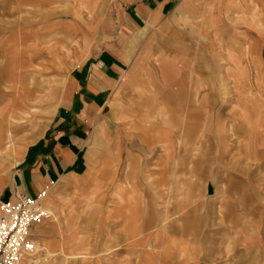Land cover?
Wrapping results in <instances>:
<instances>
[{
  "label": "rangeland",
  "instance_id": "rangeland-1",
  "mask_svg": "<svg viewBox=\"0 0 264 264\" xmlns=\"http://www.w3.org/2000/svg\"><path fill=\"white\" fill-rule=\"evenodd\" d=\"M112 1L0 0V175L50 123L66 75L103 33ZM195 1L192 37L158 43L160 52L147 59L151 69L120 83L90 127L84 154L87 168H101L98 181L66 180L46 192L43 205L49 218L32 229V264H143L135 255L116 257L114 249L133 247L112 237L123 231L127 215L132 183L124 181L128 159L140 158L142 169L134 177L142 184L141 192L155 197L156 211H163L167 187L156 184L173 175L162 172L165 155L160 136L150 134L155 124L148 114L161 127L166 97L183 124L193 119L198 136L212 120L207 149L201 150L207 160L205 176L192 198V207L203 208L192 229L188 264H264V158L238 161L230 132L223 145L219 137L220 124L227 130L237 109L233 75L245 71L249 96L263 97L264 0ZM179 46L181 52L174 55ZM16 56L31 60V65L18 67V78L3 70ZM259 110L261 122L264 108ZM183 141H192L191 135ZM142 150L147 152L142 155ZM223 204L224 213L219 212ZM228 218L240 220L232 225ZM75 252L79 255H71ZM167 252L157 264H179V256Z\"/></svg>",
  "mask_w": 264,
  "mask_h": 264
},
{
  "label": "crops",
  "instance_id": "crops-1",
  "mask_svg": "<svg viewBox=\"0 0 264 264\" xmlns=\"http://www.w3.org/2000/svg\"><path fill=\"white\" fill-rule=\"evenodd\" d=\"M195 3V0L111 2L103 19V33H99L89 54L66 75L59 105L50 123L35 142L24 148L12 168L0 175V201L13 200L18 194L35 197L66 180L85 184L98 181L101 168H87L84 154L91 140L90 127L120 83H129L138 78L142 71L151 69L147 59L160 52L155 48L158 43H165L166 38L180 40L192 37L190 24L197 12ZM177 44L180 45V42ZM180 52V46L173 50L174 55ZM30 61L16 56L7 60V65L2 68L8 70L7 73L12 77L18 78V67L21 63L31 65ZM241 72L232 76L236 84L237 109L234 118L227 130L225 123L220 124L219 137L223 145L225 133L230 132L234 138L232 145H236L240 156L238 161H259L264 158V128H258L260 124L264 126V121H259V109L264 108V102L261 101L264 100V91L263 97H250L247 76L245 71ZM242 77L246 79L242 81ZM164 101L160 114L161 127L154 116L148 114L156 125L150 134L160 136L158 141L165 155L162 172L173 175L171 180L163 179L156 184L167 187L163 197L159 196L164 199L163 211H156L155 197L141 192L142 184L134 177L142 169L140 158L128 159L124 181L126 184L132 183L130 199L125 207L127 215L122 221L123 231L115 233L112 238L126 241L127 245L133 247L125 251L114 249L116 257L125 253L142 259L143 264H157L168 254L167 251H172L179 256V264H188L192 251L188 247L192 241V229L196 220H201L203 208L202 204L192 207V198L205 176L207 160L201 150L204 147L207 149L212 120L209 119L205 126V133L198 136L200 129L195 126L193 119H185L186 123L183 124L180 112L169 108V98L166 97ZM216 126H219L218 122ZM185 135H191L192 141H183ZM130 148L135 147L130 145ZM146 152L142 150L140 154ZM192 155L195 160H192ZM207 184L203 186V195L207 194ZM43 200L47 202L46 196ZM230 205L236 204L232 201ZM224 208L223 204L219 212L224 213ZM115 212L118 213V210ZM238 220L228 218L227 221L234 225ZM241 233L237 231V236ZM75 253L71 255H79ZM25 261L26 264L34 262L32 259Z\"/></svg>",
  "mask_w": 264,
  "mask_h": 264
},
{
  "label": "built area",
  "instance_id": "built-area-1",
  "mask_svg": "<svg viewBox=\"0 0 264 264\" xmlns=\"http://www.w3.org/2000/svg\"><path fill=\"white\" fill-rule=\"evenodd\" d=\"M46 192L35 197L18 194L0 202V264H24L35 252L32 229L49 218Z\"/></svg>",
  "mask_w": 264,
  "mask_h": 264
},
{
  "label": "bare ground",
  "instance_id": "bare-ground-1",
  "mask_svg": "<svg viewBox=\"0 0 264 264\" xmlns=\"http://www.w3.org/2000/svg\"><path fill=\"white\" fill-rule=\"evenodd\" d=\"M44 201V200H43Z\"/></svg>",
  "mask_w": 264,
  "mask_h": 264
}]
</instances>
